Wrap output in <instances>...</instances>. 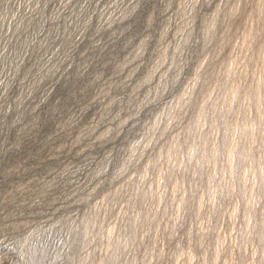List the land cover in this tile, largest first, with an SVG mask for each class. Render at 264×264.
<instances>
[{"label": "rangeland", "instance_id": "374dc122", "mask_svg": "<svg viewBox=\"0 0 264 264\" xmlns=\"http://www.w3.org/2000/svg\"><path fill=\"white\" fill-rule=\"evenodd\" d=\"M32 1L0 50V264H264V0Z\"/></svg>", "mask_w": 264, "mask_h": 264}, {"label": "bare ground", "instance_id": "6f19581e", "mask_svg": "<svg viewBox=\"0 0 264 264\" xmlns=\"http://www.w3.org/2000/svg\"><path fill=\"white\" fill-rule=\"evenodd\" d=\"M32 5V0H10L9 4H7V8H3L4 10L0 11V27H2L0 32V50L7 44L8 41H10L15 30V23L12 22V17L10 18L8 16L6 9H13L17 13L18 19H23L24 12H21L23 11V6L30 7ZM19 52L20 49L18 45L14 46L13 53L17 55ZM1 66H3V64L0 60V67Z\"/></svg>", "mask_w": 264, "mask_h": 264}]
</instances>
